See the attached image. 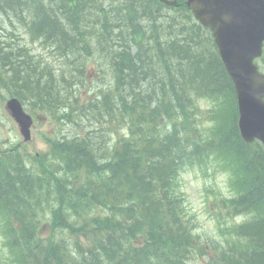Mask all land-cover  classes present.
I'll return each instance as SVG.
<instances>
[{"label": "trees", "instance_id": "16d2710c", "mask_svg": "<svg viewBox=\"0 0 264 264\" xmlns=\"http://www.w3.org/2000/svg\"><path fill=\"white\" fill-rule=\"evenodd\" d=\"M4 1L8 5L5 11H12L19 22L24 20L22 12L16 15L19 10L28 11L24 26L30 38L44 44L52 42L51 51L67 60L60 59L62 62L76 61L70 83L57 84L61 90L76 93L82 86L85 66L92 63L108 82L120 81L124 86L134 81H154L152 85L160 84L161 91L144 115L137 107L143 98L130 95L128 99L126 94L119 97L114 113L126 122L129 136L114 150L115 164L110 165L105 155L96 154L97 147L102 150L112 143L104 126L97 127L92 136L90 132L89 137L84 135L61 146L67 151L66 171L72 175L71 181L66 174L55 178L40 164L37 169L44 175L37 177L24 169L22 161L4 163L0 159L4 175L0 177V226L6 230L3 236L11 248L0 258V264L184 263L200 246L195 247L199 237L193 234L195 224L179 191V173L186 167L205 165L215 150L214 159H224L236 192L235 199L229 200V214L258 216L241 228L237 226L210 263L264 264V149L257 142H243L239 136L233 85L211 33L195 23L182 6L168 15L136 0L110 1L108 10L101 0ZM4 5L0 4L2 14ZM79 14L84 17L82 21H88L83 29L89 37L79 31L73 40L99 44L57 47L60 30L78 24ZM141 17L148 18L147 27L141 25ZM5 47L0 43L5 80L45 97L60 72L28 75L25 69L20 70L25 63L22 56L18 62L23 65L12 68L14 53L4 52ZM77 54L87 60L81 66ZM262 62L264 67V57ZM151 68L158 69L156 74ZM153 75L159 76V83ZM148 98L152 103L151 96ZM200 100L206 103L205 109L197 104ZM102 112L109 115L113 111L107 106ZM152 123V128L144 127ZM96 171L98 174H92ZM69 181L72 193L67 189ZM93 208L104 209L107 216L84 219L94 221L91 229L83 231L89 244L73 248L74 255L62 239L41 240L32 230L35 217L41 216L38 211L53 210L52 214L57 209L56 221L67 227L68 221ZM14 221L18 229L13 227ZM19 239L23 241L21 246L16 241ZM201 250L205 252L206 248L201 246Z\"/></svg>", "mask_w": 264, "mask_h": 264}, {"label": "rangeland", "instance_id": "374dc122", "mask_svg": "<svg viewBox=\"0 0 264 264\" xmlns=\"http://www.w3.org/2000/svg\"><path fill=\"white\" fill-rule=\"evenodd\" d=\"M3 4L5 5L2 11L5 12V14L0 13V43H2L3 46L6 45V47L4 48L6 50H3L4 52L11 51L12 53H14V57L10 59L11 64L20 61L22 56L23 61H25V63L24 66H21L22 68H20V70L24 71L25 69L26 74L34 75L40 73V71L35 72L36 69L42 70L44 67L58 68V64L63 63L60 71V76H57L53 80L52 87L47 90L49 92H52L51 94L56 92L54 97L55 100L57 98L58 93L60 92V88L57 86V84L60 82H65V84H69V76L71 74H75L73 73V71L75 70H73V67L71 66L64 65V62H58L56 54L51 51V48L49 46H46L47 43L43 44L42 40L40 39L34 41L32 38H30L28 32L23 27V25H20L17 17L12 16V12L8 13V11H5L6 9H8L7 2L3 0ZM23 7L24 6H22V8ZM19 12H22L21 17L28 21V17L30 16L28 11L24 12V10H19ZM19 12L17 14H19ZM13 13H15V11H13ZM49 30L51 34L56 33V31H53L50 27ZM76 59L79 66H81V62L87 61L85 60V58H82L81 54H77ZM21 63L23 65V62H19V64ZM37 66L41 67L37 68ZM90 67H95L97 69V66L92 63H90L87 67V69L91 71L92 69ZM10 68L11 67H6V69ZM12 68H16V66H12ZM151 69L153 70V68ZM157 70L158 69L153 70L155 74ZM55 73L58 74L59 72L55 71ZM157 77L159 76L153 75V78H155V83L158 82ZM2 79L3 78H0V82ZM112 83L113 81L108 82L103 79V88L108 89L112 86ZM152 84H154V81L151 82L145 80L139 83L132 82V86L130 89L131 91H127L126 96L128 97V99L130 95H136L138 98H143L144 100L138 102L140 105L148 100L147 96H151L150 99L152 104L154 105L153 101L157 102L158 94L161 91V85ZM85 89L90 88L88 87V85H86ZM151 90H154L155 92H151ZM12 92H15V90L12 88L11 84L8 81H6L4 84L0 83V148H6L9 145H16L19 143L23 144L16 125L3 108L5 100L8 99V93ZM47 98L48 96L43 99V102H46ZM112 98L110 100H112ZM197 104L203 106L204 102L199 101ZM205 108L206 107H203L202 109ZM52 126L53 125L49 124V122H47L43 116H39L37 118V121H35V124L31 131L32 140L29 143H24L26 146L25 150H27L32 155L44 152L46 150V147L43 138H49L54 134V130L51 128ZM111 127L112 129H110L109 131L107 130V127H105L108 132L107 138L109 143L113 142L116 138L120 137L122 133L119 129L115 127L114 123H112ZM69 129L73 131L72 128L69 127ZM112 148L114 147H102V150L98 148L96 152L98 156L105 155L109 157L108 155L112 152ZM213 164L214 162L206 165V168L202 169L194 167L182 171V173L180 174V181L178 182V185L179 191L181 194H183L184 201L185 203H187L185 205L187 213L192 214L193 217H195L194 219L197 225L195 231L202 236H207L205 238L222 239L224 235L220 233L223 230H219L218 226H223L226 230V228L229 225H232L233 222L239 223L242 221V219H236V217L228 216L223 208L220 207L219 209H217L213 205L215 202H219L220 198L227 199V196L230 195L232 191V188L228 184V173H225L223 170L213 166ZM3 176V173L0 172V177ZM98 211L99 208H97V212ZM48 234L49 231L47 224L45 223V221H42L39 225V229L35 230V235L44 237ZM205 238L204 240H202V243L207 242V239ZM206 247L208 248V250H206V252H203V256L197 258L199 260V262L196 261L197 264H209L211 262L214 256V251L211 247ZM0 251H4V249H2L1 237Z\"/></svg>", "mask_w": 264, "mask_h": 264}, {"label": "water", "instance_id": "95a60500", "mask_svg": "<svg viewBox=\"0 0 264 264\" xmlns=\"http://www.w3.org/2000/svg\"><path fill=\"white\" fill-rule=\"evenodd\" d=\"M188 5L200 23L213 31L220 58L234 82L241 136L249 142L258 139L264 146V77L251 63L264 36V0H188ZM7 108L28 140L31 119L15 100Z\"/></svg>", "mask_w": 264, "mask_h": 264}, {"label": "bare ground", "instance_id": "6f19581e", "mask_svg": "<svg viewBox=\"0 0 264 264\" xmlns=\"http://www.w3.org/2000/svg\"><path fill=\"white\" fill-rule=\"evenodd\" d=\"M43 1V0H42ZM58 1V0H57ZM83 2H84V0H83ZM75 3V2H74ZM0 4L1 5H4L3 4V2L2 1H0ZM43 5V4H42ZM46 5V4H45ZM87 5V4H86ZM7 6V5H6ZM68 6V5H67ZM85 6V5H84ZM3 7V6H2ZM24 8V7H23ZM19 9H20V7H19ZM12 12V11H11ZM20 13V12H19ZM16 15H18V14H16ZM51 16V15H50ZM51 17H53V16H51ZM88 17V16H87ZM54 18V17H53ZM84 18V17H83ZM85 19H87V18H85ZM92 21V20H91ZM1 23V22H0ZM20 23V25L21 24H26L27 23V21L24 19L23 21H21V22H19ZM30 23V22H29ZM164 23V22H163ZM57 27H58V25H56ZM67 26V25H66ZM11 29V28H10ZM157 30V29H156ZM7 32V31H6ZM5 33V32H4ZM8 33V32H7ZM12 33V32H11ZM6 35V34H5ZM1 36V35H0ZM3 37V36H2ZM7 37V36H6ZM44 44V43H43ZM54 45V44H53ZM43 46V45H42ZM46 46H48V45H46ZM52 49V48H51ZM100 53H101V51H99ZM65 53V52H64ZM68 53V52H67ZM81 54H82V52H81ZM58 58V57H57ZM90 58V57H89ZM65 60V59H64ZM96 60V59H95ZM101 60V59H100ZM58 61H61L59 58H58ZM65 61H67V60H65ZM62 62V61H61ZM126 66V65H125ZM179 66V65H178ZM103 69V68H102ZM146 69V68H145ZM104 70V69H103ZM113 71V70H112ZM125 71V70H124ZM78 74V73H77ZM77 76V75H76ZM78 78V77H77ZM127 80V79H126ZM69 81V80H68ZM184 90H186V89H184ZM192 105V104H191ZM73 167V166H72ZM68 178V177H67ZM16 182V181H15ZM14 182V183H15ZM18 183V182H17ZM8 188V187H7ZM6 188V189H7ZM177 204V203H176ZM223 213V212H222ZM27 214V213H26ZM25 219V218H24ZM172 237V236H171ZM149 253V252H148Z\"/></svg>", "mask_w": 264, "mask_h": 264}]
</instances>
